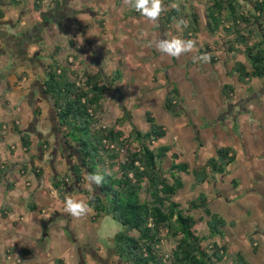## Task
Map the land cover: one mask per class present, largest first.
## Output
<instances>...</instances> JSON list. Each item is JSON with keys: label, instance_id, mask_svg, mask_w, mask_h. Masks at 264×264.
Returning a JSON list of instances; mask_svg holds the SVG:
<instances>
[{"label": "rangeland", "instance_id": "374dc122", "mask_svg": "<svg viewBox=\"0 0 264 264\" xmlns=\"http://www.w3.org/2000/svg\"><path fill=\"white\" fill-rule=\"evenodd\" d=\"M32 1H22L21 18L25 24L37 20L38 11L44 13L53 2L37 0L40 7L36 11ZM67 2L74 15L56 17V22L50 21L41 32L37 45L42 59L45 62L55 59L60 67H68V62H73L71 68L78 74L100 68L103 74L109 75L119 68L120 80L104 92L101 111L94 115L96 122L103 126L111 119H119L118 127L125 135L131 125L144 131L143 112L149 110L155 121L166 129L165 136L153 144H172L189 169L202 165L214 154L215 146L233 147L235 160L224 173L214 174L194 186L190 172L181 173L183 186L173 199L196 219L194 229L198 235L207 233L205 221L208 219L200 208L190 206L199 193L207 197L209 210L226 221L221 228L222 236L212 238L227 249L218 264H234L236 251L243 254L248 264H264V76L242 83L230 71L232 58L225 51V36L221 31L210 35L205 29L203 13L207 0H172L163 4L165 9L178 5L198 15V31L191 39L195 47L178 58L162 54L155 47V42L161 39L183 40L177 24L172 22L163 29L158 21L146 20L124 0ZM244 5L249 6L246 2ZM0 7L1 14L10 19L19 9V6ZM205 44L209 48L206 53L215 57L213 62L194 60L201 56L197 48L203 49ZM235 55L236 59L244 61L242 53ZM3 57L7 59L1 67L6 68L9 59ZM117 60L122 64L118 65ZM19 81L15 79L13 84ZM171 83L177 86L180 97V113L175 117L163 107V98ZM223 83L232 86L230 99L225 100L220 94ZM18 90L19 101L15 107L20 106V101L25 104L27 98L24 94L21 97L22 90ZM3 92L4 89L0 92V156L3 158L0 164L4 166L0 174V264H64V261L66 264H100L92 256L97 261L109 258L107 264H124L114 254L112 235L120 226L110 215L92 220L90 207L81 218L64 211L69 197L87 204L88 180L84 178L78 184L68 175L63 191L51 186L52 178L67 172L70 160L77 158L73 149L64 155L60 153L61 134L49 105L44 99L35 100L41 109L37 116L41 124L38 123L36 129L45 127L43 136L47 138L45 146L40 147L44 160L36 165L33 159L38 161L37 157L30 158L29 150L24 151L16 133L11 131V122L15 124L13 111ZM30 107L35 105L30 103ZM50 117H53L51 127L52 132L58 134L57 138L51 135ZM25 123L21 129H25L35 143L37 136ZM5 153L10 156L5 157ZM167 164L164 159L160 165L164 169ZM33 186L38 187V191ZM80 188L86 193L80 192ZM208 243L209 240L201 241L206 248ZM173 244L172 240L162 241L159 252L169 258ZM64 252L68 258H63Z\"/></svg>", "mask_w": 264, "mask_h": 264}, {"label": "trees", "instance_id": "16d2710c", "mask_svg": "<svg viewBox=\"0 0 264 264\" xmlns=\"http://www.w3.org/2000/svg\"><path fill=\"white\" fill-rule=\"evenodd\" d=\"M22 1L0 0V5L22 6ZM171 1L162 0V3L167 5ZM244 2L249 6L245 7ZM58 4L59 1L53 0L52 5ZM32 5L34 10H39L37 0H33ZM203 16L207 33L216 35L221 31L225 36V51L232 58L230 71L236 74L238 81L246 83L262 78L264 0H207ZM181 19L188 24L186 28L180 26L183 40L194 38L198 31V15L193 11H184L182 6L179 10L174 6L165 9L158 24L166 29L167 25L172 22L177 24ZM197 51L204 55L208 54L209 48L205 44ZM236 52L243 54L244 61L236 59ZM208 55L209 62H213V54ZM73 59L77 56L74 55ZM117 64L122 63L117 60ZM72 65L73 62H68V67H60L55 59H49L40 83L46 98L52 101L50 108L58 132L67 146L72 147L77 158L70 160L67 172L52 178L51 186L56 191H63L68 184V175L78 184L88 174L104 176V182L99 187L88 182L87 204L92 210V220L108 214L119 223L120 229L113 233L112 243L114 254L124 264H218L227 249L212 238L222 236L221 228L226 221L209 210L207 197L199 193L190 206L200 208L208 219L205 221L207 233L198 235L194 229L196 219L173 198L183 186L181 173L190 172L193 186L214 174H222L235 159L234 148L229 145L215 146L214 154L208 156L202 165L189 169L187 162L179 159V153L172 144H153L165 136L166 129L155 121L149 110L143 112L144 131L131 125L125 135L118 127L119 119H111L100 126L94 115L101 111L100 100L104 92L120 80L121 71L116 68L105 75L97 68L78 74L71 68ZM24 74V71L17 74V79ZM114 90L118 89L115 87ZM231 92L229 83L221 85L223 99H230ZM179 101L177 86L171 83L163 98V107L170 116L180 113ZM40 113L39 106L33 107L34 118ZM11 124V131L17 134L20 146L27 152L32 144L29 135L18 124ZM164 159L168 164L163 169L160 164ZM3 170L0 167V174ZM79 191L86 193L83 188ZM29 208L32 210L33 204ZM164 240L174 242L169 258L159 252L160 243ZM202 240H209L207 248L201 245ZM234 264H248L240 251L234 253Z\"/></svg>", "mask_w": 264, "mask_h": 264}, {"label": "flooded vegetation", "instance_id": "af4514ba", "mask_svg": "<svg viewBox=\"0 0 264 264\" xmlns=\"http://www.w3.org/2000/svg\"><path fill=\"white\" fill-rule=\"evenodd\" d=\"M67 0H61L58 5H51L49 9L43 12H39L38 19L33 21L32 23H20V12H21V6H19L14 21L8 20H2V16H0V54H4L9 58L8 66L6 68L1 69L0 76H3V82L6 86V78L9 75H14L17 73L20 68L27 67V71H24L25 75L32 72V69L34 67H38L39 72L41 74V79H39V76L35 79L34 76L33 81H29L27 84V99L29 102L31 101L32 104L36 106V99H44L46 101V105L48 106V100L46 99V95L42 91L41 81L42 76L45 75V67L46 62L42 59L40 56V48L38 47L37 43L41 40V30L44 29L48 25L50 21H55V18L60 15H68L73 16L74 10L67 4ZM59 13V14H58ZM13 24V26L11 25ZM20 26L16 32H11V29L16 27L17 24ZM21 24V25H20ZM6 26L8 29L6 31H3L2 27ZM23 66V67H22ZM22 71H18V74H20ZM30 89H33V93H30ZM36 93L37 97L34 99H29V97ZM242 104L239 103V106ZM53 137L57 138L58 134L53 132ZM59 140L61 143H59L58 149L60 150L61 154H66V151H72L71 146H67V144L64 142V137L61 135L59 136ZM54 145V144H53ZM58 145V144H57ZM67 152V153H68ZM94 260H96L97 263L100 264H107V260L109 258H104L100 261H97L94 256H92Z\"/></svg>", "mask_w": 264, "mask_h": 264}, {"label": "crops", "instance_id": "0c3cea01", "mask_svg": "<svg viewBox=\"0 0 264 264\" xmlns=\"http://www.w3.org/2000/svg\"><path fill=\"white\" fill-rule=\"evenodd\" d=\"M1 8V7H0ZM17 13V12H16ZM16 13H15V15L14 16H16ZM21 13H22V11L20 12V15H21ZM23 15H25V14H23ZM21 17H22V15H21ZM19 18L20 19V23H24V21H22V18ZM8 19H10L9 17H8V15H5V14H3V17H2V20L4 21V20H8ZM14 19H15V17L13 18V19H10L11 21H14ZM53 22H56V21H53ZM17 24V23H16ZM28 24V23H27ZM11 25L13 26V24L11 23ZM21 25V24H20ZM19 25L17 24L16 25V27H14L13 29H11V32L13 33V32H16V30H18L19 29ZM3 29V31H6V29H8L6 26H3L2 27ZM17 28V29H16ZM45 28V27H44ZM41 32H42V30H41ZM42 35V34H41ZM1 48V47H0ZM40 54H41V50H40ZM3 56H5L4 54H0V71H1V69H2V65H4V63H5V60L7 59H4V57ZM9 59V58H8ZM7 64H8V62H7ZM23 67V66H22ZM22 70H24V71H27V69L26 68H20L18 71H22ZM18 71H16L17 73H15L14 75H9L7 78H6V86L4 85L5 83L3 82V76H0V92L4 89V92H3V94H4V98H7V99H9L10 100V105H11V109H12V111H13V116H14V122L15 123H18V126H19V128H21V126H23L24 125V123H25V120H27L26 121V123H25V125H27V126H31L32 127V130H29L31 133H34L36 136H37V139L38 140H35L34 142L35 143H33L32 142V144L30 145V147H29V151H28V153H29V157L30 158H32L33 159V157L34 156H36L37 157V159H38V161H35V159H33V161H34V163L36 164V165H38V164H41L42 162H43V160H44V156H43V154H41V151H40V143L41 142H43L42 143V146H45V143H46V139L47 138H45L44 136H43V128H45V127H41L40 129H36L37 128V126H38V123L39 124H41V122L38 120V118L39 117H36V118H34L33 116H32V109L33 108H31L30 107V103L32 104V102L30 101H28V100H26L27 98H25V104L24 103H22L21 101H20V106L19 105H17L16 107H15V105H16V103H17V101H19V100H17V98H18V92L17 91H19L18 89H21L22 91H20V92H22V94H20V96L22 97L23 96V94H24V96L26 97V91H27V84H28V82L29 81H33V76H34V78L36 79L37 78V76H39V79H41V74H40V72H39V69H38V67H34L33 69H32V72L31 73H29V74H27V75H23L19 80V82L17 83V85L16 84H13V81L15 80V79H17V77H16V75L18 74ZM1 75V74H0ZM42 78H43V76H42ZM18 80V79H17ZM26 90V91H25ZM23 92H25V93H23ZM30 93H33V89H30ZM19 96V97H20ZM14 97L16 98V100L14 99ZM35 97H37V95H36V93H34V94H32L30 97H29V99H34ZM47 99V98H46ZM34 100H36V98L34 99ZM36 104H39V102L38 101H36L35 102ZM48 103H50V102H48ZM24 104V105H23ZM26 105V106H25ZM49 106L48 107H50V104H48ZM24 106V107H23ZM36 106H38V105H36ZM52 119H53V117L51 118H49V120H50V122H49V126H50V131H51V135H53V132H52V127H51V125L52 124H54L53 122H52ZM48 120V119H47ZM47 125V126H48ZM49 126L47 127V128H49ZM17 135V134H16ZM29 138L31 139V141H32V138H31V136H29ZM36 144H39V145H36ZM36 145V147H37V149L36 148H34V151H33V147ZM5 155V157H8V156H10V155H7L6 153L4 154ZM0 158H1V160H3V158H2V156H0ZM235 160V159H234ZM38 162V163H37ZM0 167H4L3 166V164L1 163L0 164ZM35 186H33V188H34ZM35 190H37L38 191V187H36V188H34ZM1 205V204H0ZM65 253V252H64ZM69 256H68V254H66L65 253V256L63 257V258H68ZM64 264H66V261H64Z\"/></svg>", "mask_w": 264, "mask_h": 264}, {"label": "clouds", "instance_id": "9594fccd", "mask_svg": "<svg viewBox=\"0 0 264 264\" xmlns=\"http://www.w3.org/2000/svg\"><path fill=\"white\" fill-rule=\"evenodd\" d=\"M124 2L130 5L146 20L151 22H157L160 18L161 13L165 10L162 0H124ZM174 7L179 10L178 5H175ZM173 20H175V17H173ZM181 25H183V27L185 28L188 26L187 22L183 19L177 22V28H180ZM155 47L157 51L162 54L178 58L182 54L191 52L195 47V42L191 39H161L155 42ZM194 60H199L207 63L210 61V56L208 54H204L198 57H194ZM86 179L90 184H94L97 187L101 186L104 182V176L99 173L88 174ZM64 211L72 217L81 218L88 213L89 206L83 201H76L69 197L65 201Z\"/></svg>", "mask_w": 264, "mask_h": 264}, {"label": "water", "instance_id": "95a60500", "mask_svg": "<svg viewBox=\"0 0 264 264\" xmlns=\"http://www.w3.org/2000/svg\"><path fill=\"white\" fill-rule=\"evenodd\" d=\"M52 104V101L50 102V105Z\"/></svg>", "mask_w": 264, "mask_h": 264}, {"label": "built area", "instance_id": "2783aa9c", "mask_svg": "<svg viewBox=\"0 0 264 264\" xmlns=\"http://www.w3.org/2000/svg\"><path fill=\"white\" fill-rule=\"evenodd\" d=\"M58 71V70H57Z\"/></svg>", "mask_w": 264, "mask_h": 264}]
</instances>
